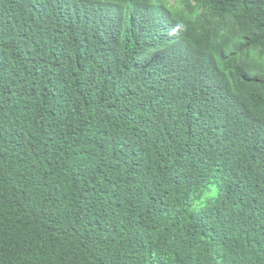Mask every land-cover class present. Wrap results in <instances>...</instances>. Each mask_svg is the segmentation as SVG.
Instances as JSON below:
<instances>
[{"label": "trees", "instance_id": "trees-1", "mask_svg": "<svg viewBox=\"0 0 264 264\" xmlns=\"http://www.w3.org/2000/svg\"><path fill=\"white\" fill-rule=\"evenodd\" d=\"M0 264H264V0H0Z\"/></svg>", "mask_w": 264, "mask_h": 264}]
</instances>
